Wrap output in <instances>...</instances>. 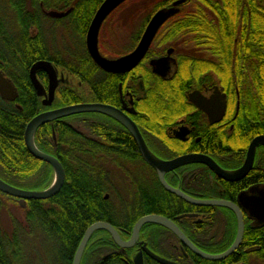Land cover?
Returning a JSON list of instances; mask_svg holds the SVG:
<instances>
[{"label": "flooded vegetation", "instance_id": "flooded-vegetation-1", "mask_svg": "<svg viewBox=\"0 0 264 264\" xmlns=\"http://www.w3.org/2000/svg\"><path fill=\"white\" fill-rule=\"evenodd\" d=\"M177 1H180V4L174 7L173 5ZM103 2L104 0H0V40L16 38L11 35L8 25L9 18L6 15L4 16L5 9L13 5L18 7L20 12L19 23L21 31H18L17 34V37H19V47L15 50L7 48L0 50L4 53L7 52V54L11 52L10 54L19 55L21 70L25 71L24 77L27 81V87L23 88L18 83V79L20 81L23 80V76L21 75L20 77L14 70V67H0L2 76L14 87L17 94L16 99L21 96L25 103L28 101V94H30L34 101L40 104V108L35 115L37 116L44 112L66 107H54L58 92L62 88H65L78 95V98L81 100L79 104H100L120 112L135 124L148 150L161 161L169 162L178 158L197 155L207 157L227 173L238 171L245 163L251 142L257 137L264 136V134L258 133L259 135L253 136L245 145L240 143L234 145L233 143L239 142L237 138L239 133H244L248 136L247 133L250 129L256 132L261 131L256 126L260 123L264 124V105L262 101L259 102L260 106H254L255 102H253L254 97L251 96V89H240L241 84H250L249 80H234L231 71L226 76V79L222 80L218 75V67H185L184 64L178 65L176 55V52L179 51L182 54L195 52L194 54L197 56L203 55L208 61L217 62V58L211 56L207 48L202 46V40L208 34L206 33V30L209 29L208 24L215 28L220 26V21L222 20L220 18L221 13L224 11L220 0H158V2L162 3V7L156 10L154 14L164 8H175L177 9V13L159 28L147 54H149L152 48H156L161 37L169 38L171 36L169 26L176 18L179 21L180 31L173 38L178 39L180 50L178 51L175 46L170 45L162 47L163 52L161 56L148 59L146 54L139 65L125 73H109L101 70L94 64L87 50L86 40L88 30ZM137 4L134 0L126 1L111 12L103 21L97 37V47L100 55L104 58L108 60L120 58L131 53L138 45L154 14L144 26L141 27V23H138V29L141 27V31L140 33L137 31L131 33V36L133 35L132 43L124 51L110 56L104 54L100 48V35L103 28L107 27V31L111 30L110 33L113 30V26L107 23L120 13L126 12L127 14L125 13L120 21L121 24H129L125 20H127L128 14V18L130 20L133 19L132 15L136 14V11L133 12V8ZM128 7L129 9H127ZM227 8L230 17L229 22L231 21L232 23L235 20L232 23L231 29L235 30L238 35L249 29V21L253 23L260 16H264V0H229ZM147 10H149V6L144 12H147ZM49 13L62 14V16L53 17ZM83 21H88L84 31L82 29V36L80 38L81 51L88 59L85 64L76 58L78 50L73 48L71 46L72 42L69 41L73 33L71 31L73 29L72 26L66 27L69 23ZM171 29L172 26L170 27ZM136 36H138V39L134 43L133 39H136ZM195 40L198 42H195ZM256 49L260 50V44L257 45ZM168 52H170V57L175 62V69L172 67L171 69H174V72L171 73L170 77L168 76L165 79L153 73L149 62L166 57ZM38 62L50 63L57 70L58 80H61L54 90L53 100L50 105L43 104L48 101L49 96L48 74L42 69L37 70L35 73L36 80L44 90L42 96L37 95L30 78L31 69ZM140 67H148L151 74L161 81H170L175 76L178 67L180 69L181 97L177 99L169 97L164 93L163 96L155 97L156 101L160 104V110L162 109L159 114H163L157 123L156 121L153 122V112L151 111L153 101L155 100L149 98L150 96H147L144 92L143 85L137 82L139 78L137 69ZM237 68L243 73L249 72V69H251V67ZM10 69H13L15 73L8 74ZM77 70L82 72H78L82 79L81 81L74 73ZM189 71H195V74L189 75ZM20 87H22L21 90H19ZM164 97L166 98L165 100ZM0 99L8 103L14 102L3 100L1 96ZM149 99L150 101L147 102ZM164 102L168 104L164 105ZM221 104H224V113L220 118ZM197 105L207 112L199 109ZM154 108L157 109L155 106ZM250 109L254 110V113L249 114ZM85 114L97 116L99 124L102 125L103 129L106 126L113 127L111 132L105 131L101 134L102 146L108 149H118L121 146L126 148L128 145L122 143L123 136L120 132L122 128L126 132L124 139L129 140L130 138L135 146V150L139 153L135 140L120 121L104 113ZM241 120L243 121L238 123ZM95 123L92 120L89 122V124ZM52 137L54 139L53 129ZM140 158L145 163L141 155ZM146 165L153 171L159 186L168 195L176 197L190 207L213 209V213L210 214L208 213L209 211L204 209L193 210L188 208L187 212L184 211L185 213L171 220L184 237L195 248L207 255L215 256L226 252L233 245L237 235L235 214L231 210L222 207H200L186 203L177 196L167 192L161 185L156 171L148 164ZM164 181L172 189L178 190L192 199L218 200L236 204L237 197L240 194L254 186L264 185V146L259 145L255 148L253 163L249 172L236 181H225L219 178L208 166L202 163H187L167 172L164 175ZM11 199L19 205L18 200ZM186 215H190L191 217L181 218ZM210 215L213 216L215 223L208 226H200ZM242 215L244 229L240 245L228 257L216 262L224 261L230 257L241 258L243 256L242 260L238 261L237 264H264V224H253L244 213ZM185 219L192 220L189 232L185 230L182 224V220ZM228 221L234 223L227 224L226 222ZM140 233L138 242L133 247H141L142 244H145L141 240ZM169 233L174 237L173 250L179 252L183 259L174 262L159 255L157 256L176 264H193V260L189 258L187 253L196 255L171 232ZM242 246H245L243 255L241 253ZM202 247L226 248L220 253L213 254L203 251L200 249ZM146 258L156 263L151 258ZM197 258L202 259L200 257Z\"/></svg>", "mask_w": 264, "mask_h": 264}, {"label": "trees", "instance_id": "trees-1", "mask_svg": "<svg viewBox=\"0 0 264 264\" xmlns=\"http://www.w3.org/2000/svg\"><path fill=\"white\" fill-rule=\"evenodd\" d=\"M134 1L149 6V10L143 11L140 17L141 27L156 10L162 7V3L158 0ZM220 3L224 8L220 17L222 18L220 26L215 28L208 24L209 29L206 30L208 34L202 40V46L207 48L211 56L217 58V62L208 61L203 55L197 56L194 51L189 54L179 53L180 43L178 44V39L173 38L180 31L177 18L170 23L171 25L168 24L171 36L161 37L156 48H152L147 54V58L161 56L162 47L175 46L179 51L176 52L178 65L218 67V75L222 80H225L231 71L234 80L251 82L241 84L240 89H251L253 102L257 103L253 105L260 106L261 101L264 105V16H258L259 18L253 23L249 21V29L238 35L235 30L231 29L235 20L232 23L229 22L227 8L229 0H220ZM5 15L9 18L8 25L11 35L16 38L1 39L0 50L2 48L15 50L19 47L17 34L21 31L19 8L10 5L5 9ZM87 24L88 21H83L66 25L68 28L71 26L73 28L69 41L72 42L71 46L78 50L76 58L83 64L87 63L88 59L81 51L80 38L82 29L84 31ZM140 29L137 30L138 33ZM137 39L138 36L133 39L134 43ZM195 42L198 41L195 40ZM258 44H260V50L256 49ZM10 53L0 51V67H14L17 74L20 77L23 76V80L18 79V83L26 88L27 81L24 77L25 71L21 70L20 57ZM237 67H251V69L243 73ZM14 70L10 69L8 74L15 73ZM78 72L82 73L80 70L74 73L81 81ZM137 74L139 77L137 82L143 85L147 96L155 100L151 111L153 122L157 123L163 114H159L162 109L160 110V104L155 97L163 96V93L177 99L181 97L180 69L178 67L175 76L170 81L157 79L148 67L138 68ZM188 74L194 75L195 71H189ZM149 101L150 99L147 100ZM79 103L81 100L75 92L62 88L58 92L54 107ZM39 105L30 94L25 103L21 96L13 103L0 99V180L15 188L42 191L47 189L53 181L51 167L33 158L24 145L25 127L37 114ZM248 113H254V110L250 109ZM91 120L96 123L89 124ZM258 126L256 128L261 131L256 132L250 129L248 136L239 133L237 135L239 142L233 144L245 145L253 136L259 135L258 133L264 134V124L260 123ZM112 130L113 127L109 126L103 129L97 116L78 114L53 121L36 131L35 146L41 152L55 157L60 162L65 174L64 183L54 197L47 200H30L24 208L0 193V213L7 207V203H14L23 215L21 220L11 218V228L8 231L0 226V264H72L85 231L98 222L110 224L119 232L121 239L126 241L131 236L134 224L146 215H159L173 220L176 216L187 212L188 208L204 209L210 214L213 213L212 208L190 207L176 197L165 193L159 186L153 171L142 162L130 138L129 140L124 139L126 134L124 129L121 128L120 132L123 136L122 143L128 145L126 148L121 146L118 149H108L102 146L101 134ZM191 223L190 219L182 220L187 232L190 230ZM212 223L215 222L213 216L210 215L200 226H208ZM140 235L147 249L156 255L174 262L183 259L181 254L172 248L174 237L163 227L145 224ZM225 248L202 247L200 249L217 254ZM140 249L139 246L121 249L114 244L106 232L96 231L84 250L80 264H133V258ZM244 249L245 246H242V255ZM187 254L193 260V264H237L243 258V256L241 258L230 257L221 262H213L199 259L191 253ZM143 256L144 264H156L145 255Z\"/></svg>", "mask_w": 264, "mask_h": 264}, {"label": "water", "instance_id": "water-1", "mask_svg": "<svg viewBox=\"0 0 264 264\" xmlns=\"http://www.w3.org/2000/svg\"><path fill=\"white\" fill-rule=\"evenodd\" d=\"M128 0H104L97 13L95 14L89 30L87 34V50L90 58L103 71L109 73H125L131 71L137 65L141 63V61L145 58L149 47L155 38V35L159 28L166 22L169 18L174 16L177 13V9L175 8H164L156 12L151 20L149 21L143 35L138 42L136 48L129 54L124 55L120 58L114 60H108L100 55L97 47V37L100 30V27L103 21L109 16L111 12H113L117 7L122 5ZM180 1L174 3V7L178 6ZM53 17H60L62 14L57 13H49ZM149 64L152 66L153 73L157 74L162 78H168L171 76V73L174 72L175 62L170 57V52H168L167 56L164 58H160L157 60H151ZM174 67V69H171ZM44 70L49 77V96L48 101L44 102L45 105H50L53 100L54 90L56 89L58 83L61 80H58L57 70L48 62H38L36 63L30 73V78L32 84L36 90L38 96H42L44 94V90L40 83L35 78V73L37 70ZM169 74V75H168ZM0 96L3 100H7L10 102L15 101L17 94L15 92L14 87L8 82L0 73ZM197 107L205 112V109H202L197 105ZM85 113H104L107 114L114 119L121 122L124 128L131 134L133 139L136 142V145L139 149V153L143 159V161L148 164L153 170L156 171L158 179L163 186V188L185 201L188 204L200 207H222L231 210L236 217L237 223V235L233 245L223 254L221 255H207L197 248H195L179 231L175 223L167 218L161 217L159 215H147L140 218L133 226L131 237L128 241H123L118 231L105 222H98L91 225L84 233L81 242L75 252L73 257L72 264H80L81 259L84 253V250L93 235L96 231H104L106 232L114 242V244L121 249H130L132 248L139 239V233L141 228L145 224H154L163 227L167 231L171 232L182 244H184L191 252H193L197 257H200L204 260L208 261H220L230 254H232L240 245L243 238V213L247 216V219L252 221L253 224H264V185H257L250 188L248 191L240 194L237 197L236 204H231L225 201L218 200H196L192 199L178 190L172 189L169 185L164 181V175L167 172H170L184 164L187 163H202L208 166L219 178L225 181H236L243 176H245L253 163L254 151L255 148L259 145L264 146V136L255 138L248 149V154L243 166L236 171L235 173H227L221 170L215 163H213L210 159L203 156H186L182 158H178L169 162H164L157 159L146 147L143 142L140 133L133 122L124 117L120 112L116 111L113 108L103 106L100 104H76L71 106H66L60 109H56L49 112L41 113L31 119L26 125L24 131V145L28 153L38 161H41L47 165H49L53 171V181L51 185L42 191H23L13 186H10L0 180V193L5 196L14 198L19 201V205L24 208L26 201L30 200H47L54 197L61 187L63 186L65 174L62 165L60 162L53 156L48 155L46 153L41 152L37 149L34 144V134L35 132L42 126L49 124L56 120H61L70 116L85 114ZM224 113V104H221V115L222 117ZM183 217H191L190 215L182 216ZM143 255L151 258L158 264H176L165 259L158 257L149 251L145 244H142L141 250L135 255L133 258V264H144L143 263Z\"/></svg>", "mask_w": 264, "mask_h": 264}, {"label": "rangeland", "instance_id": "rangeland-1", "mask_svg": "<svg viewBox=\"0 0 264 264\" xmlns=\"http://www.w3.org/2000/svg\"><path fill=\"white\" fill-rule=\"evenodd\" d=\"M133 12L136 11V14L132 15L133 19L130 20L129 14L127 15L126 23L129 24H121L120 19L123 18L124 14L126 12L120 13L117 17L115 16L114 19L112 18L110 22L107 24L113 26L112 33H110L111 30L107 31V27H104L101 35H100V48L103 51L104 54L114 56L115 54H118L125 49L129 47L132 43V37L131 33L136 32L138 30V23L140 22V17H142L143 11H146L148 9V5L146 4H137L134 5ZM146 7V8H145ZM129 9V7L127 8ZM127 14V13H126ZM133 33V34H134ZM23 191H34L29 188H18ZM22 212L19 211L16 208V204H9L7 203V207L3 209V211L0 213V226L3 228V230L8 231L10 230V220L11 218H16L21 220L22 219Z\"/></svg>", "mask_w": 264, "mask_h": 264}]
</instances>
